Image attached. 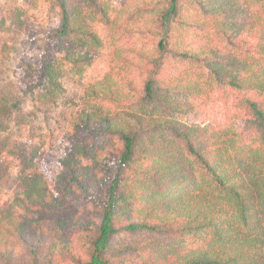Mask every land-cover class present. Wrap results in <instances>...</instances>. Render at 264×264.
<instances>
[{
    "label": "trees",
    "instance_id": "trees-1",
    "mask_svg": "<svg viewBox=\"0 0 264 264\" xmlns=\"http://www.w3.org/2000/svg\"><path fill=\"white\" fill-rule=\"evenodd\" d=\"M112 1L48 0L56 23L34 84L39 101L56 100L62 65L76 73L91 65L78 51L101 43L89 18L125 29ZM160 2L152 5V27L141 28L158 35L154 55L145 64L119 58L127 70L148 74L137 81L121 75V85L103 79L100 97L127 105V119L85 114L66 138L53 188L37 173L22 176L24 189L1 213L0 264H264V174L241 175L252 155L264 159V0ZM151 3L143 0L126 18ZM20 23L9 15L0 34ZM208 31L211 42L203 38ZM8 54L0 44V57ZM197 69L235 96L244 118L236 130L159 114L185 109L170 89L205 93L193 82ZM173 73L190 78L175 82ZM20 109V101L0 97V179L8 171L2 155L10 124L25 121L14 116ZM13 154L23 172L37 163L34 151L21 154L23 161ZM206 184L233 203L239 223L203 194Z\"/></svg>",
    "mask_w": 264,
    "mask_h": 264
},
{
    "label": "rangeland",
    "instance_id": "rangeland-1",
    "mask_svg": "<svg viewBox=\"0 0 264 264\" xmlns=\"http://www.w3.org/2000/svg\"><path fill=\"white\" fill-rule=\"evenodd\" d=\"M142 1L125 0L124 4L120 0L111 2L116 21L124 24L125 29L117 30L114 23L106 24L97 15L88 19L89 26L101 43L94 45L88 42L78 51L81 55L91 57L92 63L81 73H76L69 65H62L59 80L61 91L56 94L54 102H47L37 99L40 91L34 84L43 57L50 50L48 34L56 23V14L50 9L48 0H0V20L11 14L21 20L19 25L11 26L8 32L0 34V44L9 48L8 56L0 57V97L8 103L20 101L21 109L18 112L13 110L14 116H25L23 124L12 122L7 133L9 141L2 158L8 165V171L0 179V217L2 211L12 203L13 197L24 189L22 176L25 173L41 175L47 185L53 188L55 176L60 170L59 161L67 146L66 138L75 133L76 125L85 114H91L95 118L110 115L127 119L124 113L129 110L127 105L111 104L100 97V93L105 77L121 85V75L137 81L148 74L135 66L127 70L119 63V58L125 57L134 63L145 64L147 61L144 56L151 57L155 53L158 35L141 31V28L152 27V5L159 6L160 0H150L151 6L146 7L143 14L137 15L135 12L133 17L126 18L127 12ZM203 38L211 42L214 35L208 31ZM173 74L175 82L189 77ZM192 78L205 93L195 97L178 89H170L168 95L185 109L159 111V114L165 118H174L187 126L213 124L236 130L244 118L237 108L235 96L212 84L203 70L194 71ZM179 83L182 85L184 81ZM134 111L143 113L138 106ZM105 141L107 146L115 144L112 139ZM31 151L36 152L37 163L31 170L23 172L21 167L14 165L16 156L13 152L19 154V161H23L21 154L27 156ZM262 158L260 153L252 155L247 160L250 169L240 170L241 175L249 178L264 174ZM231 159L234 160L233 154ZM203 194L212 203L222 204L229 217L239 223L236 209L230 200L221 197L207 184L204 185Z\"/></svg>",
    "mask_w": 264,
    "mask_h": 264
}]
</instances>
